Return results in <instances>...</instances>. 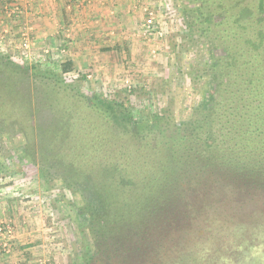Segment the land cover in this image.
<instances>
[{"label": "rangeland", "instance_id": "rangeland-1", "mask_svg": "<svg viewBox=\"0 0 264 264\" xmlns=\"http://www.w3.org/2000/svg\"><path fill=\"white\" fill-rule=\"evenodd\" d=\"M127 3L113 9L115 16L108 14L102 40L107 46L90 47V57L78 58L72 72L63 75L67 84L56 86L53 78L42 76L44 70L60 73L61 63L67 61V46L34 50L15 41L9 44L2 25L3 8L9 10L8 19L19 16L22 8L16 0H0V264H85L93 251L90 225L110 217L102 188L94 185L93 178H80L78 167L74 169L77 162L72 161V169L52 162L55 154L40 147L39 137L44 139L48 129L63 141L61 146L78 140L57 124L66 116L60 103L81 105L76 92L123 103L133 122L125 131L115 130L112 138L122 136L114 141L117 145L129 132L137 131L138 121L152 125L155 114L164 116L161 129L148 132L151 140L141 139L144 153L149 149L147 142L155 144L162 131L174 137L175 127L189 123L206 99L211 78L206 65L220 50H213L216 43L203 35L201 19L193 22L195 5L189 0ZM32 66L40 69L36 77L29 70ZM93 117L102 121L86 106L81 117L85 120L80 122L86 124ZM98 129L92 127L88 140L103 136L102 129L100 138L93 136ZM89 131L86 128L83 133ZM60 152L67 155L69 150L60 147ZM61 175H73V182L68 186ZM211 186L208 191L205 184L202 191L186 189L184 200L168 214V242L159 251L161 260L148 264H222L230 260V254L233 263L255 264L253 258L260 257L255 261L264 264V202L259 200L262 206L251 197H240L239 190L236 198V189L228 184ZM114 207L122 216L119 201Z\"/></svg>", "mask_w": 264, "mask_h": 264}, {"label": "trees", "instance_id": "trees-1", "mask_svg": "<svg viewBox=\"0 0 264 264\" xmlns=\"http://www.w3.org/2000/svg\"><path fill=\"white\" fill-rule=\"evenodd\" d=\"M189 2L195 5L191 9L196 17L193 22L201 19L200 30L216 43L213 50L220 51L206 65L211 77L206 99L194 110L189 123L175 127L174 137L162 131L159 141H148L149 149L141 151V139L151 140L148 132L163 126L165 117L155 114L152 125L138 121L137 131L129 132L124 142L117 145L114 141L122 136L112 138L115 130L125 131L133 122L124 104L80 92L75 94L80 106L71 107L69 102L65 104L70 107L64 102L58 105L66 116L57 123L78 136V140L61 146L63 141L56 140L49 129L44 139L39 137L40 147L55 154L52 162L71 169L72 161L77 162V174L80 178L90 175L94 185L102 188L100 192L108 204V222L97 221L89 227L93 251L85 264H148L161 260L159 251L166 249L168 242V214L184 200L186 189L202 191L205 184L208 191L212 183L220 187L228 184L236 189V198L242 192L240 197H251L260 205L259 200L264 202V0ZM73 69V62L65 61L60 65V73L44 70L42 77L53 78L56 86H64L67 83L63 75ZM29 70L35 77L40 72L37 66ZM10 84L14 88V83ZM86 106L102 121L93 117L81 124ZM94 126L104 134L101 137V129L95 130L93 136L101 138L88 140ZM86 128L90 129L87 134L83 133ZM52 140L56 143L52 144ZM60 147L69 150L68 156L60 152ZM61 176L68 186L73 182V175ZM118 201L124 209L122 216L114 207ZM170 246L172 249L173 245ZM256 258L260 257L253 258L258 264ZM227 259L229 264H237L232 262V254Z\"/></svg>", "mask_w": 264, "mask_h": 264}, {"label": "crops", "instance_id": "crops-1", "mask_svg": "<svg viewBox=\"0 0 264 264\" xmlns=\"http://www.w3.org/2000/svg\"><path fill=\"white\" fill-rule=\"evenodd\" d=\"M16 1L20 2L22 9L18 12L19 16L9 19L6 15L9 10L4 6L6 2H3L5 17L2 25L8 32L9 44L15 41L21 46L24 45L26 49L34 50L43 47L55 50L65 44L68 49L66 48L64 57L73 64L83 55L90 57L91 53H88L90 47L107 46L106 41L102 40L108 14L115 16L113 9L118 10L119 6L124 7L128 4L127 0ZM24 32L25 38L22 37Z\"/></svg>", "mask_w": 264, "mask_h": 264}]
</instances>
